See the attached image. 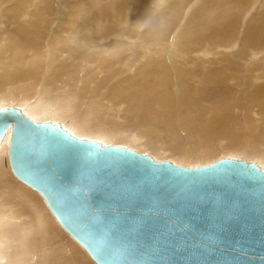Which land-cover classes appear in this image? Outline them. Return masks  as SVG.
<instances>
[{
    "label": "bare ground",
    "instance_id": "1",
    "mask_svg": "<svg viewBox=\"0 0 264 264\" xmlns=\"http://www.w3.org/2000/svg\"><path fill=\"white\" fill-rule=\"evenodd\" d=\"M12 107L175 166L264 172V0H0V110ZM11 131L0 264H93L13 176Z\"/></svg>",
    "mask_w": 264,
    "mask_h": 264
},
{
    "label": "water",
    "instance_id": "2",
    "mask_svg": "<svg viewBox=\"0 0 264 264\" xmlns=\"http://www.w3.org/2000/svg\"><path fill=\"white\" fill-rule=\"evenodd\" d=\"M13 176L96 264H264V172L184 168L0 110Z\"/></svg>",
    "mask_w": 264,
    "mask_h": 264
},
{
    "label": "rangeland",
    "instance_id": "3",
    "mask_svg": "<svg viewBox=\"0 0 264 264\" xmlns=\"http://www.w3.org/2000/svg\"><path fill=\"white\" fill-rule=\"evenodd\" d=\"M38 196H39V194H37ZM40 197V196H39ZM52 215V214H51ZM60 226V225H59ZM62 229V228H61ZM62 231L66 234V232L62 229ZM67 236H68V234H66ZM69 237V239L71 238L70 236H68ZM72 239V238H71ZM70 239V240H71ZM73 241V240H72ZM74 242V241H73ZM75 243V242H74ZM75 244H77V243H75ZM78 245V244H77ZM79 246V245H78ZM82 250H83V252L86 254V252L84 251V249L81 247V246H79ZM87 255V254H86ZM88 256V255H87ZM88 258L90 259V257L88 256ZM91 260V259H90ZM92 261V260H91ZM92 263L93 264H95L93 261H92Z\"/></svg>",
    "mask_w": 264,
    "mask_h": 264
}]
</instances>
